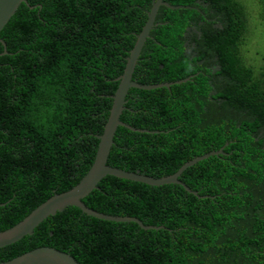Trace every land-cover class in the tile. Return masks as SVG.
I'll return each mask as SVG.
<instances>
[{"label":"trees","instance_id":"trees-1","mask_svg":"<svg viewBox=\"0 0 264 264\" xmlns=\"http://www.w3.org/2000/svg\"><path fill=\"white\" fill-rule=\"evenodd\" d=\"M152 1L27 0L1 29L0 231L89 169ZM251 1L264 21V0ZM164 2L188 7L159 6L132 79L187 80L128 90L120 120L148 131L118 126L107 163L160 177L223 147L178 177L198 196L106 175L88 207L163 228L67 206L0 247V261L49 246L79 264H264V58L250 62L249 3Z\"/></svg>","mask_w":264,"mask_h":264},{"label":"water","instance_id":"water-1","mask_svg":"<svg viewBox=\"0 0 264 264\" xmlns=\"http://www.w3.org/2000/svg\"><path fill=\"white\" fill-rule=\"evenodd\" d=\"M21 3H26L27 0H0V31L4 25L8 22L10 17L15 13ZM160 5H165L169 8L188 7L181 5H170L164 0H153L152 5L147 13V19L142 26L140 32L136 34V40L134 45L129 51V55L126 58V63L123 72L115 78L118 80L117 87L114 93L111 95L112 104L109 109L107 119L103 125L101 134L96 135L98 138V144L95 152L93 162L91 163L87 172L80 178V180L71 188L60 193H54L46 200L34 207L26 216L20 221L12 225L11 227L0 231V247L11 244L24 235H30L33 233V229L47 216L54 215L58 211H62L67 206H75L81 210V212L103 220L115 221V222H135L142 229H159L163 226L159 225H147L142 223L137 217L134 216H119L111 215L99 212L95 209L88 207L82 199L89 194L93 189H98L99 181L106 175H112L118 178L133 180L148 185H161L167 183L180 184L183 188L198 196L197 192L191 190L186 186L179 176L184 169L194 164L195 162L206 158L211 154L223 153V150H213L204 153L199 156H195L192 159L182 163L178 169L169 175L153 177L140 173L138 171H128L115 166H111L107 163V158L110 152V148L113 145V137L118 126L126 127L134 131H148L147 129H139L126 124L120 120V114L125 108L126 94L130 88L138 89H152L157 87H169L172 83H180L187 78L176 80L173 82H161L156 84H142L132 79V73L140 54L142 46L149 36V31L154 25V19L156 12ZM29 7H34L29 5ZM0 42L4 46L3 53H6L5 42L0 38ZM0 264H79L77 260L67 252L55 249L49 246H40L26 251L20 255H17L9 260L0 261Z\"/></svg>","mask_w":264,"mask_h":264},{"label":"rangeland","instance_id":"rangeland-1","mask_svg":"<svg viewBox=\"0 0 264 264\" xmlns=\"http://www.w3.org/2000/svg\"><path fill=\"white\" fill-rule=\"evenodd\" d=\"M244 2L249 3V8L252 11L249 19H250V26L252 29V37L249 42V49L250 52L248 53L251 55L253 62L255 65H260L262 63V59L264 58V21L258 16V11L256 10L257 5L252 4L251 0H242Z\"/></svg>","mask_w":264,"mask_h":264},{"label":"flooded vegetation","instance_id":"flooded-vegetation-1","mask_svg":"<svg viewBox=\"0 0 264 264\" xmlns=\"http://www.w3.org/2000/svg\"><path fill=\"white\" fill-rule=\"evenodd\" d=\"M216 25H218V24L215 23L214 26H216ZM190 29H191V31H195L194 27L189 28V30H190ZM187 44H188V40L186 39L185 45L187 46ZM186 48H187V47H186ZM187 50H188V49H186V51H187Z\"/></svg>","mask_w":264,"mask_h":264}]
</instances>
